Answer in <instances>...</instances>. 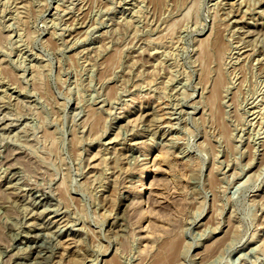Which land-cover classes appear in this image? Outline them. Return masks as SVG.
Listing matches in <instances>:
<instances>
[{
    "label": "rangeland",
    "instance_id": "obj_1",
    "mask_svg": "<svg viewBox=\"0 0 264 264\" xmlns=\"http://www.w3.org/2000/svg\"><path fill=\"white\" fill-rule=\"evenodd\" d=\"M172 243L264 264V0H0V264Z\"/></svg>",
    "mask_w": 264,
    "mask_h": 264
},
{
    "label": "bare ground",
    "instance_id": "obj_2",
    "mask_svg": "<svg viewBox=\"0 0 264 264\" xmlns=\"http://www.w3.org/2000/svg\"><path fill=\"white\" fill-rule=\"evenodd\" d=\"M219 84H220V82H219ZM176 248H177L176 245L172 243V245L168 249L167 254L165 253V255H164V253H161L157 257V259L154 261V264H171L176 259V256L178 253Z\"/></svg>",
    "mask_w": 264,
    "mask_h": 264
}]
</instances>
